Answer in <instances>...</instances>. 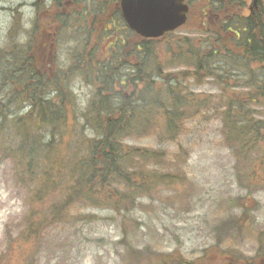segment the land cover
<instances>
[{
    "label": "rangeland",
    "instance_id": "obj_1",
    "mask_svg": "<svg viewBox=\"0 0 264 264\" xmlns=\"http://www.w3.org/2000/svg\"><path fill=\"white\" fill-rule=\"evenodd\" d=\"M119 13V0H0V52L30 49V55L41 60L39 69L49 71V79L56 73L68 74L78 57L80 64L68 76L73 81V102L83 110L95 92L85 79L98 78L99 64L115 66L116 79H124L137 63L135 43L138 39L123 23L122 26L117 24ZM113 23L115 29L107 30ZM219 29L212 28L218 36L212 39V46L223 44L221 39H224L230 43L227 47L233 48V39H237ZM206 30L208 28L197 25L192 13L183 28L160 40L154 51L164 71H169L167 61L178 53V40L195 37L194 47L198 49ZM118 35L126 41L123 49L127 59L124 57L123 68L117 64L123 49H109ZM180 48L179 52L184 53L185 47ZM247 80L243 76L228 75L221 82L205 79L199 85L189 86V98L207 105L201 108L202 118L195 117L188 122V133L180 139L187 154L167 164L168 173L176 176L170 186H156L150 197L138 198L120 214L109 206L77 202L64 223L45 225L39 237L32 241L21 240L20 234L30 220L36 222L31 212L46 207L33 194L39 182L32 180L20 163L1 150L0 141V264L264 262L262 146L257 145L249 156L237 153L236 144L227 140L222 122V114L228 106L226 100L243 102L248 94H253V89L238 87ZM7 88L0 78V99L13 106L11 111L18 112L22 118L34 117L28 113V106L10 98ZM158 89L165 87L161 83ZM118 90L131 93L128 88ZM164 95L163 92V98ZM69 105L66 103L68 111L71 110ZM247 108L255 117L262 109L261 104ZM79 120L69 111V129L60 146L64 161L68 150L65 143L76 136L75 130L82 123ZM128 144L176 151L174 143L151 137L132 139ZM150 165L152 170L162 171L158 165ZM57 168L62 172L60 176H54L57 171L52 173L51 170L48 176L56 177L60 180L58 184L64 187L68 182L65 175L63 178L67 167L64 171Z\"/></svg>",
    "mask_w": 264,
    "mask_h": 264
},
{
    "label": "trees",
    "instance_id": "obj_2",
    "mask_svg": "<svg viewBox=\"0 0 264 264\" xmlns=\"http://www.w3.org/2000/svg\"><path fill=\"white\" fill-rule=\"evenodd\" d=\"M114 26L107 30H114ZM219 30L237 39H233V48L227 47L230 43L224 39H221L223 44L212 46V39L218 36L208 28L205 38H200L203 43L198 49L194 47L195 37L177 41L180 44L178 53L167 61L169 71H164L154 46L172 34L151 41L135 36L138 39L135 43L137 63L133 71L130 70L131 74L116 79L115 66L99 64L98 78L85 79L95 92L83 110L73 102V81L69 78L80 64L78 57L69 76L67 72L56 73L49 79V71L39 69L41 60L31 56L30 49L0 52V78L10 91V98L15 102L19 100L30 108L29 114H34L31 119L22 118L18 112L11 111L13 106L8 101L0 99L1 150L20 163L32 180H38L39 186L33 188V194L40 204L46 205L40 211L31 212L36 222L30 220L20 234L21 240L37 239L45 225L64 223L77 202L109 206L120 214L138 198L150 197L156 186H170L176 176L168 173L167 164L187 154L180 139L188 133V122L195 117L202 118L201 108L207 105L190 99L187 89L205 79L221 82L228 75L248 79L238 87L253 89V94H248L243 102L226 100L223 127L227 140L236 144L237 153L249 156L257 145L262 146L264 153V28ZM121 38L120 35L116 37L115 46L110 50L125 47L126 41ZM180 47H185L182 54ZM125 51L123 49L117 59L122 68L126 65ZM161 83L164 90L158 89ZM118 88L131 89V93H119ZM66 103L70 104V113L82 123L75 130L76 136L65 143L68 150L64 161L60 146L69 129ZM255 104L262 107L257 117L247 108ZM150 137L174 143L176 151L128 144L132 139ZM150 164L158 165L162 171L152 170ZM57 166L63 171L67 167L63 178L65 175L68 182L64 187L58 184L60 180L56 177L48 176L50 170L57 171L54 176L62 174ZM237 230L241 232L238 227Z\"/></svg>",
    "mask_w": 264,
    "mask_h": 264
},
{
    "label": "water",
    "instance_id": "obj_3",
    "mask_svg": "<svg viewBox=\"0 0 264 264\" xmlns=\"http://www.w3.org/2000/svg\"><path fill=\"white\" fill-rule=\"evenodd\" d=\"M184 0H120L128 28L143 39H158L186 22Z\"/></svg>",
    "mask_w": 264,
    "mask_h": 264
},
{
    "label": "flooded vegetation",
    "instance_id": "obj_4",
    "mask_svg": "<svg viewBox=\"0 0 264 264\" xmlns=\"http://www.w3.org/2000/svg\"><path fill=\"white\" fill-rule=\"evenodd\" d=\"M184 4L187 23L194 13L201 28H264V0H185Z\"/></svg>",
    "mask_w": 264,
    "mask_h": 264
}]
</instances>
